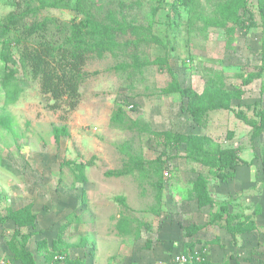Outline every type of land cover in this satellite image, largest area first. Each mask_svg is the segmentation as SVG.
<instances>
[{
    "label": "rangeland",
    "instance_id": "obj_1",
    "mask_svg": "<svg viewBox=\"0 0 264 264\" xmlns=\"http://www.w3.org/2000/svg\"><path fill=\"white\" fill-rule=\"evenodd\" d=\"M245 1L235 23L228 0H191L177 11L173 0H86L98 21L132 29L117 39L127 47L88 57L72 112L50 108L16 47L7 64L0 53V215L31 207L35 226L23 233H32L26 248L36 264H51L46 253L85 264H166L189 242L208 264H264V74L245 84L261 68L264 26L257 0ZM13 10L0 0V21ZM38 17L85 20L60 9ZM157 59L180 87L218 101L201 124L182 112L186 100L163 94L170 78ZM62 127L57 144L53 131ZM165 131L203 138L206 151L231 152L244 166L222 183L186 145L151 135ZM159 157L160 175H105ZM222 207L255 229L232 239L215 217ZM13 229L0 224V263L20 264L8 249Z\"/></svg>",
    "mask_w": 264,
    "mask_h": 264
},
{
    "label": "trees",
    "instance_id": "obj_2",
    "mask_svg": "<svg viewBox=\"0 0 264 264\" xmlns=\"http://www.w3.org/2000/svg\"><path fill=\"white\" fill-rule=\"evenodd\" d=\"M14 6L3 20L0 21V53L3 62H12L9 54L11 47L18 49V59L20 63L29 71L31 79L39 84L40 94L53 101L52 110L60 108L64 104L67 112L74 111L80 101V86L84 80L83 68L89 56L102 57L104 53L113 54L118 47H127L128 43L119 44L118 36L123 35L127 29L131 28L122 22L108 20L102 23L95 19L90 12L86 11V0H9ZM191 0H173L172 8L177 11L179 7H185ZM228 5L232 7L231 17L238 23L236 15L239 10L246 7L245 0H228ZM258 13L264 26V0H257ZM67 10L74 11L78 15H84L85 20L68 24H60L54 18L40 19L39 13L46 10ZM29 18H33L29 21ZM10 37L14 39L10 40ZM159 71H166L169 75L170 83L162 91L166 95H178L182 100H186L187 105L182 108V112L190 115L195 123L201 124L203 115L208 109L218 108V101H213L208 94L201 95L191 89L182 88L173 75L171 68L165 59H157L153 63ZM264 74V35L261 48V68L258 73L253 72L247 77L245 84L252 80L259 79ZM6 89V88H5ZM263 116V115H262ZM261 116V119L263 118ZM261 131H264L261 129ZM54 140L58 144L61 136L66 135V129H54ZM156 138L166 140V145L178 148L186 145L189 157L205 162L206 166L215 169L217 178L225 183L235 178L239 167L244 166L236 155L231 152L223 154L209 152L205 150L203 138L193 135L172 134L170 132H152ZM130 166H125L123 170L107 172V177H122L138 171H150L155 175H160L164 161L161 157L153 162H147L145 167L140 158L130 162ZM159 191L161 185H156ZM124 205V204H123ZM224 221V230L232 239L236 235L252 232L255 225L243 221H236L235 216L228 212L226 207L220 209L219 214L215 215ZM36 216L31 212V207L26 206L18 210H8L3 216L0 215V224L5 225L11 222L14 226L11 234V241L8 242V249L13 256V262L20 264H36L32 253L26 248L32 233H23L24 229H34ZM237 222L235 225L233 222ZM249 224V225H248ZM19 239V242H16ZM60 240L54 241L57 242ZM52 242V243H54ZM44 243V241H43ZM194 243L189 242L184 246L181 253L192 255L194 253ZM57 250V249H56ZM192 251V252H191ZM48 262L51 264H85L84 261L70 260L62 258L56 253H46ZM60 257L61 260H55ZM207 263V260L205 261Z\"/></svg>",
    "mask_w": 264,
    "mask_h": 264
},
{
    "label": "built area",
    "instance_id": "obj_3",
    "mask_svg": "<svg viewBox=\"0 0 264 264\" xmlns=\"http://www.w3.org/2000/svg\"><path fill=\"white\" fill-rule=\"evenodd\" d=\"M55 260H61L60 257H55ZM205 259L201 257L198 252H194L192 255L189 253H176L169 257L166 264H205ZM0 264H8L6 262Z\"/></svg>",
    "mask_w": 264,
    "mask_h": 264
},
{
    "label": "crops",
    "instance_id": "obj_4",
    "mask_svg": "<svg viewBox=\"0 0 264 264\" xmlns=\"http://www.w3.org/2000/svg\"><path fill=\"white\" fill-rule=\"evenodd\" d=\"M171 254H172V253H171ZM10 255H11V253H10ZM11 256H12V255H11ZM169 257H170V256H169ZM169 257H168V258H169ZM168 258H167V259H168ZM3 262H4V261H3ZM6 263H8V262H6ZM14 263H16V262H14ZM16 264H17V263H16Z\"/></svg>",
    "mask_w": 264,
    "mask_h": 264
}]
</instances>
